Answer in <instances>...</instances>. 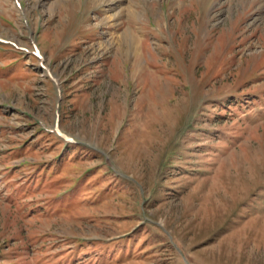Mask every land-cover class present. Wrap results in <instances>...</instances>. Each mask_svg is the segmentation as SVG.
Returning a JSON list of instances; mask_svg holds the SVG:
<instances>
[{"label":"rangeland","instance_id":"obj_1","mask_svg":"<svg viewBox=\"0 0 264 264\" xmlns=\"http://www.w3.org/2000/svg\"><path fill=\"white\" fill-rule=\"evenodd\" d=\"M18 4L0 264H264V0Z\"/></svg>","mask_w":264,"mask_h":264}]
</instances>
